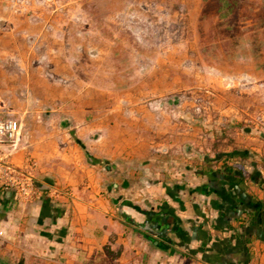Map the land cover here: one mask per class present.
Instances as JSON below:
<instances>
[{
	"label": "crops",
	"instance_id": "obj_1",
	"mask_svg": "<svg viewBox=\"0 0 264 264\" xmlns=\"http://www.w3.org/2000/svg\"><path fill=\"white\" fill-rule=\"evenodd\" d=\"M0 18V118L27 122L12 160L35 157L38 187L68 191L25 205L0 190V264H264V147L231 101L236 87H264L262 70L228 59L202 69L222 94L210 112L174 102L194 85L176 63L88 99L68 84L81 34Z\"/></svg>",
	"mask_w": 264,
	"mask_h": 264
},
{
	"label": "rangeland",
	"instance_id": "obj_2",
	"mask_svg": "<svg viewBox=\"0 0 264 264\" xmlns=\"http://www.w3.org/2000/svg\"><path fill=\"white\" fill-rule=\"evenodd\" d=\"M6 3L10 7L7 10L0 7V17L1 13L19 18L34 15L36 20L48 21L49 34L82 35L69 44L72 50L76 45L80 50L76 54L79 64L68 78L74 96L80 94L89 99L113 94L160 75L154 67L176 63L179 83L184 87L194 85L191 90L175 94L173 99L207 89L213 95L200 96L206 100L203 103L210 112L214 109L210 103L214 104L222 94L206 87L198 77L204 76L205 67L224 59L262 70L259 83L264 84V0H243L240 11L229 21L231 29L222 25L224 21L218 18L214 0H7ZM170 35L175 38L170 40L167 37ZM187 50L198 54L186 58ZM171 52L177 57H169ZM139 65L152 71L140 72ZM245 89L236 87L238 93L231 101L241 110L244 128L254 129L264 147V87ZM42 105L37 102L34 111H43ZM38 167L37 162V171Z\"/></svg>",
	"mask_w": 264,
	"mask_h": 264
},
{
	"label": "built area",
	"instance_id": "obj_3",
	"mask_svg": "<svg viewBox=\"0 0 264 264\" xmlns=\"http://www.w3.org/2000/svg\"><path fill=\"white\" fill-rule=\"evenodd\" d=\"M0 27L2 25L0 23ZM204 90V92H203ZM205 94L209 98L213 93L207 89H199L190 95H182L174 102L179 108L184 104L194 103L196 113H201L204 105L200 96ZM23 122L14 118H0V149L9 151H0V190L10 191L13 199L21 204H30L41 195H48L53 199H59L68 191H62L56 188L43 192L37 185V162L33 157H27L22 164H16L12 160V154L18 149L22 140Z\"/></svg>",
	"mask_w": 264,
	"mask_h": 264
},
{
	"label": "trees",
	"instance_id": "obj_4",
	"mask_svg": "<svg viewBox=\"0 0 264 264\" xmlns=\"http://www.w3.org/2000/svg\"><path fill=\"white\" fill-rule=\"evenodd\" d=\"M214 3L216 5L218 18L224 21L222 25L226 29H231L232 23H230L229 21L232 17H236L237 13L241 9L243 0H214ZM76 140L80 148L85 152L87 156L90 157V154L86 150V147L78 139Z\"/></svg>",
	"mask_w": 264,
	"mask_h": 264
},
{
	"label": "water",
	"instance_id": "obj_5",
	"mask_svg": "<svg viewBox=\"0 0 264 264\" xmlns=\"http://www.w3.org/2000/svg\"><path fill=\"white\" fill-rule=\"evenodd\" d=\"M61 127H62V128H65V127H66V120L63 121Z\"/></svg>",
	"mask_w": 264,
	"mask_h": 264
}]
</instances>
